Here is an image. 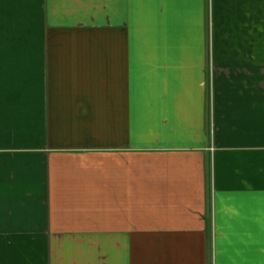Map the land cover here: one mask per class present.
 I'll return each instance as SVG.
<instances>
[{
	"label": "crops",
	"instance_id": "1",
	"mask_svg": "<svg viewBox=\"0 0 264 264\" xmlns=\"http://www.w3.org/2000/svg\"><path fill=\"white\" fill-rule=\"evenodd\" d=\"M0 264H264V0H0Z\"/></svg>",
	"mask_w": 264,
	"mask_h": 264
}]
</instances>
